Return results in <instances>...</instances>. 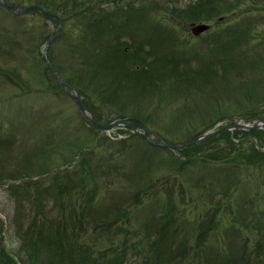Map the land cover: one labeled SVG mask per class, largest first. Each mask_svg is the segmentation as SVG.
Listing matches in <instances>:
<instances>
[{"label": "rangeland", "instance_id": "obj_1", "mask_svg": "<svg viewBox=\"0 0 264 264\" xmlns=\"http://www.w3.org/2000/svg\"><path fill=\"white\" fill-rule=\"evenodd\" d=\"M18 1L10 0L23 6L37 3L33 2L35 0ZM43 1L45 5L39 4L61 16L60 34L50 44L48 57L80 90L85 106L99 122L107 123L116 117L136 118L161 137L179 142L215 124L220 126L239 117H264V0H201L205 11L199 17L193 16L196 19L192 15L183 16L185 13L175 16L173 9L178 6L185 9L197 0ZM74 4L85 10L62 11L63 7L71 9ZM133 6L135 13L131 11ZM87 7L90 8L87 10ZM99 15L106 17L99 20ZM95 17L98 18L96 21ZM93 19L96 27L91 24ZM153 20L166 29L163 34L159 32L157 43L140 48L143 52L138 61L129 51H134L141 40L145 41L146 28ZM192 22L211 25L196 34L192 31ZM52 25L53 20L38 9L14 13L0 4V224L8 249L20 258L19 242L13 238L15 232L11 227L12 217L16 214L11 185L22 180L35 182L46 178L53 168L64 165L73 168L71 164L78 158L73 156L80 155L77 147L81 144L86 147L100 144L92 160L96 170H91L93 175H89L90 169L80 163L76 165L77 173L73 179L61 175L62 182L72 179L69 181L71 188L78 185L76 188L80 191L76 195L75 188L65 197L75 204L78 198L85 200L90 191L94 206H106L111 213L129 211L127 217L121 214L119 220L120 223L130 220L135 228V238L139 239V234L147 239L146 232L152 219L158 221L159 227L169 204L174 203L177 208L171 213L176 220L174 227L181 230L178 232L180 239L185 237L192 242L201 235L202 229L196 221L209 208L205 203H210L211 187V194L215 192L222 200L223 212L225 209L235 211L243 205L237 198L241 193L230 187L224 192L223 185L228 183L226 178L238 175L240 170L244 180L247 174L244 164L235 161L240 166L217 171L216 179L210 180L208 175L214 173L213 168L192 166L196 178L205 187L194 174L183 170L182 181L188 183L183 189L184 185L179 181L166 178L174 167L169 161L180 163L188 152L196 153L201 148H190L189 151L170 148L172 152H169L156 149L155 145L153 153V144L143 134L134 133L130 126L117 125L103 131L86 123L75 99L42 58V45ZM113 32L120 33L119 39L127 43L123 52L122 47L108 46ZM223 43L225 48H221ZM146 49L152 54L148 55ZM231 57L238 64L227 65ZM146 60L158 66L155 69L158 74L153 70L147 72L148 64H143ZM190 76L194 79L187 80ZM150 80L153 82L149 83ZM227 131L233 134L231 139L235 144L244 150L248 148L250 142L245 140L244 132L250 130ZM210 137L199 141L203 145L201 153L226 147L228 139L225 137L209 141ZM252 139L260 141L259 137ZM261 144L264 146V142ZM257 145L261 146L260 143ZM236 152L233 148L232 154ZM110 156L111 160L107 159ZM139 156L144 161L137 162ZM101 158L106 159L102 162ZM142 169L151 172L150 175L142 171L146 173L144 182L138 179ZM49 176L45 182L52 183L53 175ZM157 178L160 180L156 181ZM84 183L87 186L81 185ZM146 183L152 185L149 191H143L142 185ZM36 188L35 184L30 187V197L34 196L32 192L37 191ZM137 198L141 199V206L137 205ZM70 205L68 203L66 208ZM23 214L26 213L20 215ZM215 223L222 221L216 219ZM213 232L209 236L210 247L218 244L221 236ZM150 233V239L162 235ZM202 263L200 255L193 254L184 264Z\"/></svg>", "mask_w": 264, "mask_h": 264}, {"label": "trees", "instance_id": "obj_2", "mask_svg": "<svg viewBox=\"0 0 264 264\" xmlns=\"http://www.w3.org/2000/svg\"><path fill=\"white\" fill-rule=\"evenodd\" d=\"M33 2L45 5L43 0H35ZM18 3H21L20 0ZM178 7H174L173 9V14H175V16H180L185 13L183 16L191 17L192 15V17H199L202 12L205 11L201 0L189 3L185 9L180 6ZM89 8L90 7H87L86 9L88 10ZM74 9L76 11L80 10V12L85 10V8L81 6L78 8L74 4L71 9L63 7L62 11L71 13V10L75 11ZM131 9V11L135 13L134 10H136V7L133 6ZM138 14L143 16L142 12H138ZM66 15H68V13ZM145 15L146 11L144 12V17ZM102 16L106 17L101 15L99 20H103ZM195 17H193V19H196ZM94 19L96 21L98 18L95 17ZM94 19L91 21L92 26L97 25L94 23ZM151 25L152 27H150ZM97 28L102 27L97 26ZM165 29L166 27L161 26L159 22L157 23V21L154 22L153 20L146 28L148 35L143 38L145 41L141 40L134 51L133 49H130V51L128 50L129 53L134 54L133 57L141 61L139 58H141V53L143 51L140 48L146 47V44L157 43L159 39L158 36H160L159 32L163 34ZM112 34H110L111 40L107 42L109 43L108 46L122 47L121 49L123 52L127 43L119 39L120 37L118 35L120 33L113 32ZM114 40L117 41L116 44ZM225 46L226 45L223 43L221 48H225ZM149 50L150 49L147 50V53L151 55L152 53ZM227 61V65H232L236 62L232 57ZM143 64H148L147 72L153 70V72L158 74V70H155L158 66L155 67L153 62L146 60L143 61ZM236 64H238V62H236ZM138 65L139 63H137V67ZM143 75L149 79L146 73H143ZM184 77L185 76L182 78ZM189 79L194 78L190 76L187 80ZM190 81L192 82V80ZM150 82L153 81L150 80L149 83ZM140 88L138 89L140 90ZM256 114L252 113L251 115ZM132 119L138 121L136 118ZM85 122L92 126V123L88 121ZM200 131L199 133H202L205 129ZM231 135L233 134H230V131H224L218 135H212L208 139L209 141L220 137L228 139L225 148H218H223L222 150L201 153L203 145L200 142H196L190 144L189 147H182L178 149V151H182L183 149L189 151L190 148H201L198 152L192 154L188 152L186 158H181L180 163L169 161L174 167L172 173L166 175V178L169 180L173 179L175 182L179 181V184L181 183L184 185L183 189H185L188 184H185L183 182L184 180L182 181L183 175H181V173L183 170L184 172L188 171L190 175L194 174V178H196L197 173L191 169L192 166L202 165L206 168H213L214 173L208 175L209 180L211 178L216 179L215 172L233 168L234 166H240L239 163L244 164V168L246 169L245 173L247 174L246 176L244 175V180L241 179L242 170L239 171L238 175H232V178L229 179L226 178L228 174L223 176V178L227 179L226 182H228L223 185L224 192L230 187L234 192L241 193L237 198L243 205L232 212L224 208L225 211L223 212L222 209L224 205L221 202L222 200L217 198L218 195H216L215 192L211 194V187L209 193L210 203H205V206L209 208L207 212L203 213L196 221L199 229H202L201 235L196 236L192 242L185 237L180 239L179 233L181 230L174 227L176 220H174V216L171 215V213L175 212L177 209L174 207L176 206L174 203L171 205L169 204L167 212L161 218L162 221L159 227L157 226L158 221L155 218L152 219L148 226L149 231L146 232L147 239L149 238L148 240L145 235L144 239L142 236L140 237L139 234L137 235L139 239L135 238V231H133L135 228L130 220H123L120 223V215L122 214L121 216L127 217L129 211L123 213L116 211L111 213L109 212L110 209L106 206L105 208L97 205L94 206V196L90 191L88 192L89 194L87 193L88 197L86 196L85 200H80V198H78L77 202L73 204L72 200L65 196L71 194L78 186L76 185L75 188L72 189L69 183V181L74 178V173H77V170H75L76 165L80 163H82L83 166L86 165L88 169H90L88 174L93 175L92 171H94L93 169L96 170V166L93 165L92 160L96 152L100 149L98 148L100 144L96 143L95 146L88 145V147L83 144H81V146L78 144L79 146L77 148L80 155L77 156L75 154L76 157L75 155L73 156L75 159L78 157L73 163L75 165L71 164L73 168L68 166L56 169L53 168L49 171L46 178L44 176V178L35 182L22 180L20 183L11 185L16 212L12 217L11 227L15 232L13 238L16 242H19L18 251L20 250L21 254L19 253V258L12 249H8L6 238L4 234H2L4 228L0 224V264H184L193 254H197L198 257L200 255V259L203 260L202 264H264V149H262L264 146L261 144L264 142V130L252 129L244 132V135H246L245 140L250 142L246 150L242 149V146L240 147L237 143L235 144L231 139ZM253 137L260 138L261 142H257L260 143L261 146H258V143L253 141ZM229 140L234 145H232ZM148 145L151 144L148 143ZM154 146V144L151 145L153 153L155 150L153 148ZM155 148H163L172 152V149L170 150V148L161 146L158 147V145L157 147L155 146ZM233 148L237 150L235 154H232ZM153 153L150 152V155L153 156ZM202 155H205L207 158H204ZM111 157L112 156L107 157V159L111 160ZM103 159L101 158L102 162ZM142 161L144 160L139 156L137 162ZM102 162L99 161V164ZM250 168L253 169V172H249ZM71 170L72 173L70 172ZM142 171L150 175L151 172H149L148 169L141 170L138 179H142L144 182V175L146 173ZM63 174H66L67 178H72V176L73 178L67 183L62 182L61 175ZM49 175H53L52 183L45 182L49 180ZM201 178L204 180L205 176H201ZM84 179L83 175L82 182H84ZM157 180L160 179L157 178L156 181ZM16 181L20 180L16 178ZM198 181L202 184V187H205V185L201 183L202 181ZM33 184L37 186V191L34 190V192H32L35 193L34 196L30 197L31 194L29 189ZM81 185L84 187L87 186L86 183ZM142 186L143 191H149L152 185L146 183ZM191 187L193 188V186ZM79 192V189L76 188L74 193L79 195ZM138 192L141 193L140 190ZM25 194H28V196ZM49 198L51 199L49 200ZM25 202H27L29 206L32 204V206L29 207ZM68 203L71 204L70 208H66ZM136 203L138 206H141V199L137 198ZM23 212L26 214H23V216L20 215ZM56 213L58 215H56ZM216 219H219L222 223H215ZM213 231L221 234V236L218 237V244L210 247L211 244L209 243L212 242L209 236L214 234ZM150 232H157L158 235H162L155 239H150L152 235ZM240 237H244L242 241H239Z\"/></svg>", "mask_w": 264, "mask_h": 264}, {"label": "water", "instance_id": "obj_3", "mask_svg": "<svg viewBox=\"0 0 264 264\" xmlns=\"http://www.w3.org/2000/svg\"><path fill=\"white\" fill-rule=\"evenodd\" d=\"M0 4L4 5L8 10L14 13H20V12L33 10V9H38L45 16L53 20L51 32L42 45V58L46 62L50 70L54 73L55 77L61 82L64 89L67 90L68 93L75 99L83 117L87 121L91 122L93 126L103 131H109L117 125L130 126L133 129L134 133L143 134L151 144L158 145V146H165L171 149L178 150L192 143L202 141L222 131L234 130V129H242V130L262 129L264 130V117L263 116L256 115L250 118L239 117V118L234 119L231 122L224 123L220 126H217V124H215L211 128L207 129L206 131L198 135H195L191 138H188L187 140L179 141V142H171L161 137L160 135H158L155 131H152L151 129H149L145 123L141 121L133 120L131 118L116 117L108 121L107 123H101L96 119L93 113L85 106L80 90L73 83L68 81L55 68V66L53 65V63L50 61L48 57V49H49L50 44L54 40H56L60 34L59 28L61 25V16L58 13L50 11L49 9H47L46 7H44L43 5L39 3H32L29 5L23 6L20 4L12 3L9 0H0ZM210 25L211 24L207 22H198V23L192 22V31L198 34L201 31L207 30L210 27Z\"/></svg>", "mask_w": 264, "mask_h": 264}]
</instances>
